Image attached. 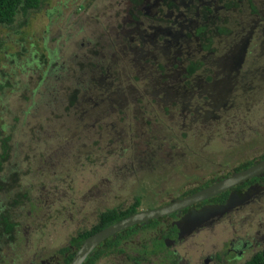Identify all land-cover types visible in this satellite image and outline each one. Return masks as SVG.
<instances>
[{
  "label": "rangeland",
  "instance_id": "1",
  "mask_svg": "<svg viewBox=\"0 0 264 264\" xmlns=\"http://www.w3.org/2000/svg\"><path fill=\"white\" fill-rule=\"evenodd\" d=\"M152 2L47 0L35 10L18 11L10 26L0 25V154L3 143L6 147L0 175L16 173V188L12 194L20 195L25 190L27 199L34 204V207L27 203L12 209L21 237L16 244L2 249L0 264H55L59 260L57 251L67 246L76 233L93 224L92 209L96 210L99 201L97 186L105 185L101 182L104 178L110 180L106 183L111 189L108 206L121 203L124 206L132 201L138 181H144L146 189L151 191L155 187L151 184L154 179L156 184L165 185L167 183L162 181L169 175L172 181L161 187L162 193L172 186L194 182L193 177L214 169L215 163L209 164V161L196 164L195 154L213 160L221 155L230 166L232 156L251 154L247 157L251 160L264 152V137L252 136L255 138L249 144L253 145L247 147L244 144L248 139L243 143L237 138L239 133L233 134L238 121L251 123L258 133L264 130V100H261L264 83L245 92V99L236 100L227 111L229 118L225 121L213 118L208 125H203L194 120L188 128L195 115L182 112L179 116V104L171 103L168 112L174 113L163 112L151 95L154 86L147 78L161 65L168 80L162 81L161 75L160 88L169 91L177 86L183 96L188 97L194 92L181 87L177 68L194 53L202 57L207 67L193 79L198 88L219 90L216 81L212 86L205 82L209 74L216 73H219L218 80L237 74L238 78L243 77L240 85L249 84L247 79L253 73L263 79L264 34L258 31L248 44V56L238 69L234 68L242 46L240 41L246 35V28L243 32L242 28L253 17L247 14L239 17L240 29L236 28L231 37L221 36L216 52L202 56L193 34L188 35L196 30L192 21L196 12L161 7L156 12L164 13L165 19L157 21L142 15L153 13V8H140ZM192 2L200 5L201 0ZM256 2L258 13L264 12V0ZM241 9L248 13L243 4ZM232 17L236 19L234 14L228 16ZM166 26H171L172 30L160 29L164 36H155L158 31L151 28ZM234 26L229 20V28ZM259 29L264 30V26ZM163 37L166 41H161ZM174 65L177 68H173ZM156 71L158 74L159 69ZM80 79L82 86L77 87ZM74 89L76 95L85 100L90 98L93 103L79 102L75 108L65 110L69 91ZM99 89L104 91L101 103L98 102L100 97H92ZM89 90L95 93L89 96ZM234 93L233 89L229 93L228 86H224L219 97L228 94L230 97ZM185 101L186 105L188 100ZM79 108L86 112L84 118L77 113ZM235 112H239L240 120L234 119ZM201 127L218 129L223 136L210 140L207 138L209 130ZM183 131L185 141L175 145ZM187 149H190L188 154L175 163L177 167L167 164L166 154L186 153ZM152 154L155 155L152 161L158 165L152 170L156 178L143 172L149 170L141 163ZM105 158L109 172L102 167ZM137 161L140 169L135 166ZM256 204L264 213L263 199ZM227 224H224L225 232L231 229ZM246 230L254 232L253 225ZM217 236L215 242L220 246L225 235ZM107 261L115 264L111 259Z\"/></svg>",
  "mask_w": 264,
  "mask_h": 264
},
{
  "label": "flooded vegetation",
  "instance_id": "2",
  "mask_svg": "<svg viewBox=\"0 0 264 264\" xmlns=\"http://www.w3.org/2000/svg\"><path fill=\"white\" fill-rule=\"evenodd\" d=\"M252 1H254L255 4L257 3V0ZM204 2L205 0H201L202 4ZM189 4H191V0H189L188 2L187 0H153L152 4L148 3L146 7H142L140 5V8H143L145 10L153 8V13H144L142 15H147L148 17L150 16L151 18H154L155 20L159 21L163 20V18L165 19L164 13L156 12L160 10L161 7H165L167 10L172 8L178 10V8L186 9V6H188ZM241 8L242 6L240 7L239 11H235L233 13L236 19H234L233 17L229 19L230 22L231 20L234 22L235 26L232 27V29L228 27L227 30L229 31L226 34L222 35V37H231L234 35V31L240 29L239 17L246 14ZM244 8L246 9L245 11H247V7L245 5ZM169 14H171V12ZM258 14H261V16L258 15V17L247 14V16L253 17V19L249 17L250 19L247 20V23L242 28V32L243 29L246 28V31H244L246 35L244 36V38H242V41H240V45L242 44V46L240 47V54L237 56V58H235V60L237 59L236 65L234 67L235 69H238L242 61H244L248 56V44L250 43L252 37L257 35L256 31H258L260 35L264 34V30H258V27L264 26V12H260ZM229 20H226L225 22L221 21L220 24L225 25L227 27L229 26ZM164 22L171 23L170 21ZM240 23L243 22L241 21ZM170 27L171 26H166L162 28H151H155L158 31L155 36H157V34H162L164 36V28H166V30L170 29L168 31L170 32L172 30V28ZM147 29H150V27L147 26ZM192 34L193 32H188L189 36H191ZM161 40L166 41L164 37L161 38ZM217 43L220 44V41H217ZM179 73L180 77V75H183L185 72L182 70V72ZM209 75L210 76H207L205 78V82L207 83V78H209L210 82L208 83L210 84V86H212L216 81V86H220L219 90L213 91L204 89L203 87L198 88L195 85V81L193 80L196 78V76L194 78L191 77L189 79L179 78V81L182 82L181 87H183L185 91H190L191 93H194L189 95L188 97L183 96L184 94L181 93L179 97L175 98L171 103H174L175 105L179 104V116H182V112H190L192 115H195L191 117V120L189 121L190 126L188 128L191 127L194 120L195 122L197 121L198 123H202L203 125H208L209 122H211L210 119L213 118H217L220 121H225L224 119L228 117L227 111L233 108L236 100L241 98L245 99V97H247V95L244 96L246 94L245 92L248 93L249 91L254 90L256 87H258L260 83H264V78L259 79V76L257 77L256 75H254V73L250 75L249 79H247L249 81V84L243 83V85H240V83L243 81V77L238 78L239 76H237V74L233 75L232 77L227 76V78L225 77L222 80H218L217 78L219 76V73ZM234 76L238 79L234 78ZM184 82H186L187 87L189 89H187V87L183 85ZM233 83L235 84V86H233ZM230 84L233 86L234 90H239L238 93H242L243 96L241 97L240 95L238 96L239 98H236L235 96L238 95L237 93V95H230V97H228L229 94L226 95V99H224L225 97H219L220 94H223L224 86H228L230 93V90H232L230 88ZM103 92L104 91L102 90L97 95H92L95 92L89 90L88 94L89 96L92 95V97L97 98L100 97ZM88 99L89 100H85L86 103H93L90 98ZM218 99H220V101H218ZM262 99L264 100L263 96L261 100ZM185 100H188L186 105ZM189 100L191 105L194 104V107L190 106ZM261 100L259 102H255V104L260 103ZM101 101L102 99L100 97V99H98V102L101 103ZM262 103V107H264V101H262ZM75 107L76 106H74V108ZM78 111L79 112L77 113L80 115L86 114V112L83 111L82 108H79ZM209 112H214L216 114L210 115ZM173 113L174 112L168 114L172 115ZM238 113L239 112H235L234 119L240 120L241 116L238 115ZM235 123L236 126L233 127V134L239 133L240 136L237 135V138L243 143H246L245 141L248 139L249 141L244 144L247 147H251L253 145L249 144V142H252L256 136L264 137V130L262 131V133L256 132L254 126H251V123L239 121ZM182 127H184V125H181V128ZM201 129L209 130L208 133L210 135L207 138H209L210 140H212L213 137H215L216 139L219 137L221 138L223 136V132L218 129L213 130L205 127H201ZM258 130H260L259 127ZM185 134V131H183V133H180L179 138L175 140L174 144H181V142L179 141H185L183 140L186 137ZM225 135H228V133H225ZM254 135L255 137H252ZM253 148L249 150H252ZM189 151L190 149H187L186 153L174 152L173 154H166L165 156L168 157L166 159L167 164L173 167H177L175 163L180 161V158L183 157V155L188 154ZM263 153V151L259 152V154L256 155V158H253L251 160L250 158L247 159V157L252 156L251 154H237V156H232V164L230 166H228L227 163L224 162L221 155L217 156L216 160H213L211 158H207L206 155L203 156L195 154L197 158L196 164H201V161H209V164L215 163L214 169H209L207 174H200L199 176L193 177L195 178L194 182H184L182 184H179L178 186H172L170 189H166L162 193L161 187L169 185V182L171 183L172 181V177L168 175V177H166L162 181L163 184L164 182L167 183L165 185H161V183L156 184V179H154L151 184H154L155 187H153V189L151 190L153 191L152 193L150 191V195L148 197L150 204L138 207L136 212L152 210L166 206L176 201L184 200L192 194L199 192L202 189L211 186L212 184H215L230 177L232 174L243 171L251 167L253 164L255 165L259 163L260 161L264 160L261 159ZM154 157V154L148 155L147 158L149 159V161H147L145 158L142 160L141 163L145 165L144 168L149 170L147 172H143L155 177V175L152 174V169L149 168V165L150 167L152 165L151 159ZM106 162L107 158L103 160L102 167L104 170H106L107 168V172H109L110 166ZM138 162L139 161L136 162L137 164H135V166L137 167V169H140ZM122 167H125V165H123ZM130 167L132 166L129 163L128 168ZM194 167H198V165H194ZM2 176L3 178H5L3 181L5 188L3 190L5 191V189L7 188L9 189V191H13V188H16L14 187V181L16 177H12L10 175ZM101 182L103 184L105 183V185L97 186V188H99V191L101 190V192H99L98 190L96 191V196L99 199L96 207L97 211L95 210V208L92 209L95 215V220L93 224H91V227L76 233V235L92 228V226L98 222L99 216L104 213V211H106L107 209L112 208L107 204L111 203V189L109 187L110 185H106V183H110V180L108 178H104V180H102ZM154 188L157 193L154 191ZM17 190L21 191L20 189ZM22 193H26V191L23 190V192L21 191L20 194ZM9 196L12 199L14 194H11ZM3 197L4 195L1 194L0 211L2 210L3 216L10 215L12 223L16 224L12 211V209L14 208L13 203L10 201L8 203H4ZM261 199H263L264 201V172H262L259 176L251 177L247 180H244L215 196L208 197L189 206L183 207L177 212L175 211L160 218L152 219L148 222L134 225L130 227L133 229V233L130 235H125L123 233V231L125 230L116 233L111 237H115L116 235L120 234V238L116 237L117 245L112 246L111 244H105L102 250V256H98L97 258H95L93 264H97L101 261L102 264H111L107 263V260L110 259L113 260L115 264H168L165 259L166 253H170L171 255L173 254V259L177 262V264H242L243 262L248 260L253 254L264 249V213H262V211L256 204L257 202L261 201ZM226 203L229 204V207L226 210H222L224 209ZM115 206H118V204ZM3 208H7L8 211ZM72 209L75 210L74 207H72ZM220 209L222 211H220ZM6 211L7 213H5ZM227 223L230 225L231 229L227 228V231L225 232L224 224ZM251 225H253L254 227V232H248L246 230V228L251 227ZM238 228L242 230H238ZM0 229L4 230L3 223L0 224ZM18 232L19 236H21L20 229H18ZM219 233L221 235H225V237L220 243V246L217 242H215V239H218L217 235ZM19 238L13 237L12 240L16 241V239ZM108 239H106L105 241H107ZM159 242L162 243L163 248H159ZM100 244L98 246H100ZM78 248L76 249V251L78 250ZM76 251L74 252V254L76 253ZM151 258H153L154 260L151 261Z\"/></svg>",
  "mask_w": 264,
  "mask_h": 264
},
{
  "label": "trees",
  "instance_id": "3",
  "mask_svg": "<svg viewBox=\"0 0 264 264\" xmlns=\"http://www.w3.org/2000/svg\"><path fill=\"white\" fill-rule=\"evenodd\" d=\"M43 1L47 0H0V25L2 26H10L14 22V18L17 14L18 11H28V10H35L37 9ZM134 3H138L139 0H133ZM245 5L247 7V12L246 14L258 16V10H257V3L255 4L254 1L252 0H205V2L201 5L195 4L192 2V4H189L187 6V11L185 10L186 13H189L188 10H193L196 12V14L192 17V21L194 22L196 30L193 33V39L196 40V48L200 52V54L203 56L204 54L208 53H215L217 50V41L219 37L222 35L226 34L229 30L228 27L225 25L220 24L221 21L225 22L226 20H229L228 16L232 15L235 11H239L240 7ZM223 16V17H222ZM162 41V40H161ZM186 61L183 62L182 66H179L177 68L176 65H174L173 68L179 69V72H182V70L185 72L183 75H180V79L182 78H194L197 76V74L203 69L207 68L205 67V62L202 61V57L200 55L195 56L194 53L189 54L188 57H186ZM89 66V65H88ZM90 68V66H89ZM94 69V68H93ZM159 69V72L157 74V71ZM153 74H150L148 78L150 83H153L154 86V91L153 94L155 96V102L162 107L163 112H168L171 108L169 107V103L173 102L175 98H178L181 92L177 88V86H174L172 89L169 91L167 88H160V82H159V77L163 75L161 78L162 81H167V73L164 70V67L159 65L157 67ZM182 74V73H181ZM207 82H210V79L207 78ZM82 80L80 79L77 83V87L82 86ZM187 87L186 82L184 84ZM233 86L235 84L233 83ZM233 86L231 89H233ZM187 89H189L187 87ZM83 90V89H82ZM234 90V89H233ZM81 91V90H79ZM102 90H98L96 93L101 92ZM235 93L232 94V96L237 95L239 90H234ZM77 91L74 89L73 91H69L68 98L66 100V106L65 110H70L69 108H74L76 104L79 102H84L85 97L83 96H78L76 95ZM230 93H232V90H230ZM241 97L243 96L242 93H238L236 98H239L238 96ZM79 97V98H78ZM155 103V104H156ZM156 104V105H157ZM172 104V103H171ZM173 105H175L173 103ZM67 110V111H68ZM168 112L169 114L172 113ZM87 114L82 115V118H84ZM169 117V116H168ZM2 152L0 154V165L2 161H5L6 159V147L4 146V143L2 144ZM163 157V155H162ZM160 157L157 156V159ZM261 159H264V153L262 154ZM149 161V159H146ZM153 158L151 159V167L150 169L154 170L155 167H158L156 165L155 161H152ZM167 162V161H166ZM250 164V162H249ZM248 164V165H249ZM155 166V167H154ZM1 168V166H0ZM1 171V170H0ZM10 176L12 177H18V175L14 172L9 173ZM5 178L3 176H0V195H4L3 201L4 203H8L9 201L13 203L14 208H21L22 206L26 205L29 203L30 206L34 207L33 203H30L29 200L27 199V194L22 193L16 195L11 199L9 195H11L13 192L9 191V189L3 190L4 187V181ZM146 185L144 181H138L137 182V187L134 191L132 192V201L129 204H118V206H114L111 209H107L102 213L99 218L98 222L92 226L89 230L77 234L75 237L70 238L68 241V245L59 249L57 251L59 260L55 264H69L74 252L76 249L80 246L82 241H84L87 237L90 235L100 231L101 229H104L108 227L109 225H112L116 222H118L121 219L126 218L127 216L134 214L137 211V208L140 206H145L150 204L148 200V191L150 193V189H146ZM153 191H151L152 193ZM10 193V194H9ZM223 198V195H222ZM6 209L7 208H3ZM8 211V210H7ZM7 211L5 213H7ZM3 223V228L4 230L0 229V250L4 247H9L13 244H16V241L12 240L13 237L19 238V225L18 223L14 224L12 223V220L10 218V215L3 216L2 210L0 211V224ZM15 228V229H14ZM14 235H13V234ZM123 233L126 235H130L133 233L132 228L125 229ZM120 238V234L116 235L115 237L109 238L107 241L103 242L98 246L94 251L89 255L83 264H93L94 259L97 258L98 256H102V250L105 244H111L117 245V238ZM159 248L162 247V243L159 242ZM1 251H0V259H3L1 256ZM173 255V254H172ZM170 253H166L165 259L168 264H177V262L173 259ZM242 264H264V249L253 254L248 260L243 262Z\"/></svg>",
  "mask_w": 264,
  "mask_h": 264
},
{
  "label": "water",
  "instance_id": "4",
  "mask_svg": "<svg viewBox=\"0 0 264 264\" xmlns=\"http://www.w3.org/2000/svg\"><path fill=\"white\" fill-rule=\"evenodd\" d=\"M264 172V160L260 161L257 164H253L251 167L240 171L238 173L232 174L230 177L219 181L211 186H208L202 189L199 192H196L189 196L188 198L180 201L170 203L166 206L159 207L152 210L136 212L115 224L106 227L99 232H96L89 237H87L79 246L76 253L73 255L69 264H83L85 259L92 253V251L103 241L109 237L115 235L118 232H121L127 228H130L134 225L148 222L152 219H157L162 216L168 215L169 213L177 212L179 209L189 206L193 203L206 199L208 197L215 196L225 190L231 188L232 186L247 180L251 177L259 176ZM229 207V204L226 203L224 209L226 210ZM220 209V211H222ZM214 212V211H213ZM210 213V212H208Z\"/></svg>",
  "mask_w": 264,
  "mask_h": 264
}]
</instances>
